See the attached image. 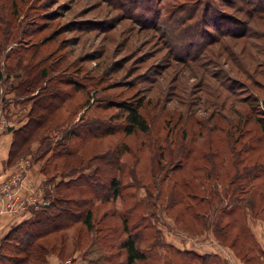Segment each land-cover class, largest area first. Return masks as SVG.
Segmentation results:
<instances>
[{
  "label": "rangeland",
  "instance_id": "1",
  "mask_svg": "<svg viewBox=\"0 0 264 264\" xmlns=\"http://www.w3.org/2000/svg\"><path fill=\"white\" fill-rule=\"evenodd\" d=\"M27 75L35 90L21 96ZM37 87L67 95L49 130L59 129L52 147L90 118L99 130L114 127L109 137L74 140L83 164L68 176L85 180L87 160L114 149L116 166L98 178L115 176L119 195L94 207L92 229L79 222L32 252L13 233L2 240L0 264H124L128 235L144 255L133 264H202L174 246L175 228L212 229L226 244L248 245L241 212L228 211L249 194L264 205V0H0L3 106L13 99L31 108ZM136 103L148 129L126 134L121 106ZM54 162L52 152L42 158L56 205L64 173ZM95 190L101 199L107 192Z\"/></svg>",
  "mask_w": 264,
  "mask_h": 264
},
{
  "label": "trees",
  "instance_id": "2",
  "mask_svg": "<svg viewBox=\"0 0 264 264\" xmlns=\"http://www.w3.org/2000/svg\"><path fill=\"white\" fill-rule=\"evenodd\" d=\"M26 81L27 83L23 82V87L20 91L18 87V94L21 96H27L33 93L32 89H34V85L36 84V82L31 81L29 75L26 76ZM29 100L32 102V105L27 114L28 120L23 126L13 132L14 139L10 148V160H14L16 157L25 154L30 144L34 141H38L40 143L37 150L38 156L44 157L49 152H52V154H54V160H58L57 163L54 162V168H57L58 165L64 175H72L82 163L81 160L83 159L84 153L81 144L88 139L109 137L115 131L114 127L108 125L105 126L104 129L99 130L98 122L90 118L84 125L74 124V128L65 131L62 135L63 141L60 142L57 147H52L50 145L51 137L46 134L55 126L57 111L65 106L67 95L60 92H50L47 87H41L35 95L29 98ZM140 105L141 104L136 103L135 106H133V104H122L121 106V108L126 111V124L123 128L126 134L133 133L136 130L146 132L148 129L146 121L138 112ZM5 107L6 106H4V108ZM260 119V126L264 137V117ZM74 140H81V144L79 142H74ZM114 154V149L110 151L107 149L103 152L93 154L87 160L88 164L92 166L93 169L85 180L78 176L68 182L60 181L55 185L57 197L55 203L57 206L52 203L49 207L54 208L56 206L57 210L55 212L46 214L42 217L37 216L30 220V222L26 221L19 224L10 230L2 240H8L13 233L20 232L21 238L17 245L20 246L19 248L22 252L29 253L40 247L37 244L39 239L69 229L79 222L83 223L87 229H92L91 218L95 207V201L114 199L119 195L120 183L115 176L110 175L106 180L98 178L100 177L101 171L105 169L108 171L109 166H111V170L114 169V164L115 166L117 164ZM118 156L119 155H117V157ZM95 185L101 186L103 190L107 191L102 199L96 192ZM85 190L88 193L87 196H83ZM222 212H224V210H222ZM228 212L230 213L231 211ZM213 235L217 239L215 234ZM217 240L220 244L228 246L219 239ZM2 245L1 241L0 249ZM123 246L127 251L126 262L124 264H133L137 259H144L143 253H141L135 245L133 236L131 237L128 235ZM182 251L197 254V256L202 259V264H204L203 260L207 257H219L217 254H198L189 250Z\"/></svg>",
  "mask_w": 264,
  "mask_h": 264
},
{
  "label": "crops",
  "instance_id": "3",
  "mask_svg": "<svg viewBox=\"0 0 264 264\" xmlns=\"http://www.w3.org/2000/svg\"><path fill=\"white\" fill-rule=\"evenodd\" d=\"M12 95L14 94L8 92L6 97L11 98ZM8 103L5 105L7 126L0 136V245L10 230L23 222L34 219L39 216L40 211L49 208L54 192L47 182L45 167L42 164L43 157L35 155L40 146L38 141L32 142L25 154L14 160L9 159L14 139L13 132L27 122L30 108L24 101L15 102L10 99ZM58 130L48 131L46 135L52 137L59 132ZM74 178L63 175L62 179L56 180L55 183L68 182ZM5 188H8L7 192L4 191ZM250 195L252 194L236 198L235 208L229 210L232 215L241 212L243 224L239 233L248 234L249 239L245 240L248 242L246 247L240 245L236 248L234 244H227L229 247L220 244L215 237L207 235L213 234L212 229L204 230L201 235H192L177 228H175L176 231L187 234L197 239L198 242L193 245L190 242L179 240L174 235L176 240L171 239L175 242L174 246L179 250L194 251L198 254H217L222 264H264V205L260 207L258 198ZM261 197L264 203V196ZM109 201L112 202L113 198L104 202L109 204ZM100 202L102 200L95 201V207ZM82 232L93 235L92 231ZM53 258V256L49 258L51 263L56 260Z\"/></svg>",
  "mask_w": 264,
  "mask_h": 264
},
{
  "label": "built area",
  "instance_id": "4",
  "mask_svg": "<svg viewBox=\"0 0 264 264\" xmlns=\"http://www.w3.org/2000/svg\"><path fill=\"white\" fill-rule=\"evenodd\" d=\"M4 106H3V102H2V99L0 98V134L2 132V130L4 129L5 125H6V121H5V111H4ZM7 189L8 188H5L4 191L7 192ZM173 235H176L179 240H184L186 242H190L191 244L193 245H196L198 240L187 235V234H184V233H180V232H175V233H172ZM57 264H79L78 262H75V261H72V260H65V261H60L58 262Z\"/></svg>",
  "mask_w": 264,
  "mask_h": 264
}]
</instances>
